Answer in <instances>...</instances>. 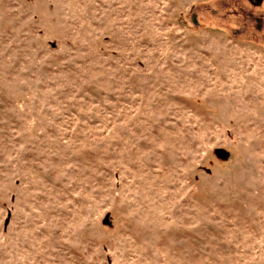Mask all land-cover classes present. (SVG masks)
<instances>
[{"label":"rangeland","instance_id":"1","mask_svg":"<svg viewBox=\"0 0 264 264\" xmlns=\"http://www.w3.org/2000/svg\"><path fill=\"white\" fill-rule=\"evenodd\" d=\"M0 264H264V0H0Z\"/></svg>","mask_w":264,"mask_h":264},{"label":"water","instance_id":"2","mask_svg":"<svg viewBox=\"0 0 264 264\" xmlns=\"http://www.w3.org/2000/svg\"><path fill=\"white\" fill-rule=\"evenodd\" d=\"M221 156H225L226 153L225 152H218ZM8 223V220L6 221V224Z\"/></svg>","mask_w":264,"mask_h":264}]
</instances>
